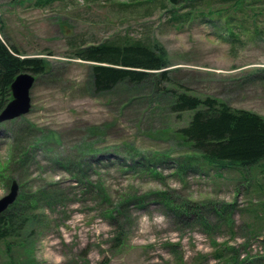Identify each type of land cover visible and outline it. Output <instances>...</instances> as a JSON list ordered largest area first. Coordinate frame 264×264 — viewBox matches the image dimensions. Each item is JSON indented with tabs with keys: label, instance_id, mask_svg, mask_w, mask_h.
<instances>
[{
	"label": "rangeland",
	"instance_id": "rangeland-1",
	"mask_svg": "<svg viewBox=\"0 0 264 264\" xmlns=\"http://www.w3.org/2000/svg\"><path fill=\"white\" fill-rule=\"evenodd\" d=\"M39 1L0 0V36L50 61L47 73L31 72L30 111L0 122V198L16 180L15 209L31 216L0 240V264H226L232 249L264 257V160L217 169L175 132L193 111L169 113L147 83L99 91L91 64L73 57L126 37L158 43L169 88L264 117V0Z\"/></svg>",
	"mask_w": 264,
	"mask_h": 264
},
{
	"label": "trees",
	"instance_id": "trees-1",
	"mask_svg": "<svg viewBox=\"0 0 264 264\" xmlns=\"http://www.w3.org/2000/svg\"><path fill=\"white\" fill-rule=\"evenodd\" d=\"M53 1L40 0L39 3L47 5ZM186 1L189 0H170L174 5ZM0 28L5 33L4 28ZM73 57L91 64L92 84L99 91H110L121 83H147L169 113L181 116L193 111L189 123L175 132L191 152L198 153L217 169L249 168L264 160V117L254 111L232 108L215 97L203 98L184 89L169 88L171 65L160 44L126 37L77 47ZM49 69L50 61L46 57L23 54L9 38L0 36V112L12 100V83L20 73L41 75ZM192 169L197 170V165ZM22 201L20 195L11 208L0 215V240L20 233L30 221V215L19 213L23 209ZM34 202L37 206V200ZM15 208L21 210L18 212ZM109 214L112 218L113 212ZM116 240V246H121L122 239L117 237ZM232 252L226 264L264 261V257L241 258L234 249Z\"/></svg>",
	"mask_w": 264,
	"mask_h": 264
},
{
	"label": "water",
	"instance_id": "water-1",
	"mask_svg": "<svg viewBox=\"0 0 264 264\" xmlns=\"http://www.w3.org/2000/svg\"><path fill=\"white\" fill-rule=\"evenodd\" d=\"M35 82L34 74L25 71L20 73L12 83V100L0 112V122L11 120L27 114L32 106L31 89ZM19 194V184L13 181L10 191L0 198V214L12 205Z\"/></svg>",
	"mask_w": 264,
	"mask_h": 264
}]
</instances>
